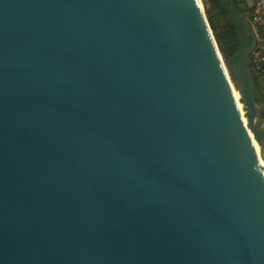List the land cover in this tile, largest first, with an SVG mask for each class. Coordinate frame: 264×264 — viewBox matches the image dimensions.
I'll use <instances>...</instances> for the list:
<instances>
[{"label": "water", "instance_id": "95a60500", "mask_svg": "<svg viewBox=\"0 0 264 264\" xmlns=\"http://www.w3.org/2000/svg\"><path fill=\"white\" fill-rule=\"evenodd\" d=\"M214 1L226 63L200 0H0V264H264L256 34Z\"/></svg>", "mask_w": 264, "mask_h": 264}, {"label": "trees", "instance_id": "16d2710c", "mask_svg": "<svg viewBox=\"0 0 264 264\" xmlns=\"http://www.w3.org/2000/svg\"><path fill=\"white\" fill-rule=\"evenodd\" d=\"M202 1L205 17L207 19L219 52L224 62L226 63L238 48L235 29L226 17L224 11L214 0ZM230 1L231 0H225V2L227 3H229ZM235 5L240 14H243L248 19H251V15L255 7L254 0H236ZM248 44H250V39H248ZM249 70L264 98V68L255 70L251 64Z\"/></svg>", "mask_w": 264, "mask_h": 264}, {"label": "built area", "instance_id": "2783aa9c", "mask_svg": "<svg viewBox=\"0 0 264 264\" xmlns=\"http://www.w3.org/2000/svg\"><path fill=\"white\" fill-rule=\"evenodd\" d=\"M254 1L255 7L249 20L256 34L257 45L251 54L250 65L260 70L264 68V0Z\"/></svg>", "mask_w": 264, "mask_h": 264}, {"label": "bare ground", "instance_id": "6f19581e", "mask_svg": "<svg viewBox=\"0 0 264 264\" xmlns=\"http://www.w3.org/2000/svg\"><path fill=\"white\" fill-rule=\"evenodd\" d=\"M234 97H235V100L237 101L239 109L241 110V113L243 114V107H242V105L239 102V96H238L237 92H234ZM252 141H253V145L255 147L256 153L258 154V151H259L258 146H257V144H256V142L254 140H252ZM260 164H261V168H262L263 174H264V162L260 160Z\"/></svg>", "mask_w": 264, "mask_h": 264}, {"label": "rangeland", "instance_id": "374dc122", "mask_svg": "<svg viewBox=\"0 0 264 264\" xmlns=\"http://www.w3.org/2000/svg\"><path fill=\"white\" fill-rule=\"evenodd\" d=\"M200 2H201V4H202V7H203V9H204V6H203V1L202 0H200ZM231 86H232V88L235 90V86H234V84L231 82ZM236 92V91H235Z\"/></svg>", "mask_w": 264, "mask_h": 264}, {"label": "flooded vegetation", "instance_id": "af4514ba", "mask_svg": "<svg viewBox=\"0 0 264 264\" xmlns=\"http://www.w3.org/2000/svg\"><path fill=\"white\" fill-rule=\"evenodd\" d=\"M236 1V0H235Z\"/></svg>", "mask_w": 264, "mask_h": 264}]
</instances>
